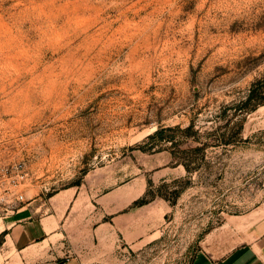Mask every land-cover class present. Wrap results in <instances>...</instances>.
Instances as JSON below:
<instances>
[{
    "label": "rangeland",
    "instance_id": "374dc122",
    "mask_svg": "<svg viewBox=\"0 0 264 264\" xmlns=\"http://www.w3.org/2000/svg\"><path fill=\"white\" fill-rule=\"evenodd\" d=\"M258 80L264 96V0H0V174L28 173L24 200L0 201V229L23 206L25 217L79 215L69 254L42 264L224 256L229 224L264 211V104L241 106ZM190 124L199 140L175 129ZM90 173L100 194L145 183L129 210L165 202L137 215L152 221L146 239L129 248L117 233L107 246L84 227V204L50 200ZM113 197L124 213V191ZM2 244L0 264L19 261Z\"/></svg>",
    "mask_w": 264,
    "mask_h": 264
},
{
    "label": "crops",
    "instance_id": "0c3cea01",
    "mask_svg": "<svg viewBox=\"0 0 264 264\" xmlns=\"http://www.w3.org/2000/svg\"><path fill=\"white\" fill-rule=\"evenodd\" d=\"M92 180L93 175L90 173L81 186L61 192L51 197L50 200L67 197L70 201L74 199V203L84 204L88 211V215H82L85 222L84 227L91 231L92 238L101 243H107V246L110 243L113 245L116 234L120 233L128 247L132 248L133 244L146 239L154 229L149 227L152 221L137 217V215L149 211L155 212L160 203L165 213L163 204L165 202L155 199V201L129 210L131 203L143 195L146 188L144 183L141 191L138 192L131 188L134 182H130L119 189V191H124V196L127 198L124 207L128 209L116 215L117 202L113 196L119 191L109 189L101 194L97 193L95 187L98 184ZM140 180L142 182V179ZM70 196L71 199H69ZM28 210L27 206H23L13 216L5 217L2 221L0 229L2 246H6L11 254H17L19 258L17 262L12 260L7 263L37 264L41 263L44 258L47 259L50 254H69L68 249L70 248L67 247H70L69 243L72 238L69 228H73V223L81 220V217L78 215L79 218L77 216L73 218L72 212L64 215L60 209L39 217L23 216ZM10 218L11 221H7ZM238 220L234 225L229 224L232 233L223 245L226 246L224 256H206L202 253L193 264H264V211H260L259 215H249ZM68 262H71L70 259L65 258L58 263L50 262L49 264H69Z\"/></svg>",
    "mask_w": 264,
    "mask_h": 264
},
{
    "label": "trees",
    "instance_id": "16d2710c",
    "mask_svg": "<svg viewBox=\"0 0 264 264\" xmlns=\"http://www.w3.org/2000/svg\"><path fill=\"white\" fill-rule=\"evenodd\" d=\"M262 80H258L255 82L251 88L249 89L248 95L246 99L241 103L242 108H249L250 110H255L259 105L264 104V96L262 95ZM176 130H179L185 137H194L195 140H199L200 136L198 135L199 133L197 131H194V126L193 124L188 125L184 129H179L175 128ZM239 127L236 130H233L231 132V135L228 140L234 139V136L237 134ZM166 131V129H158L156 130L152 135H150L148 138L149 139H155L157 137L163 138V133ZM225 138V137H224ZM171 144L176 147V141L175 139H169ZM206 144L201 143L198 146L195 147H188L186 150L189 152V157H193L195 153L203 151L205 148ZM185 169L187 171H190L189 165L188 164H183ZM148 194V191H147ZM160 196V194H158ZM155 197V195L151 196V200ZM149 202L148 199L143 198L141 200H138L135 202L134 206H143Z\"/></svg>",
    "mask_w": 264,
    "mask_h": 264
},
{
    "label": "built area",
    "instance_id": "2783aa9c",
    "mask_svg": "<svg viewBox=\"0 0 264 264\" xmlns=\"http://www.w3.org/2000/svg\"><path fill=\"white\" fill-rule=\"evenodd\" d=\"M28 178V173L22 164L14 165L5 169L0 174V201H5L6 197L16 196L17 200L23 201L22 195H17V189Z\"/></svg>",
    "mask_w": 264,
    "mask_h": 264
}]
</instances>
